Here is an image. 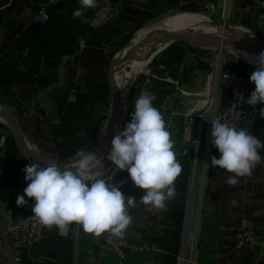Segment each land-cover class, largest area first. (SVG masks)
<instances>
[{
    "label": "crops",
    "instance_id": "1",
    "mask_svg": "<svg viewBox=\"0 0 264 264\" xmlns=\"http://www.w3.org/2000/svg\"><path fill=\"white\" fill-rule=\"evenodd\" d=\"M101 1L103 0H97V5ZM202 1L147 0L145 5H139L129 0H115L116 9L109 23L124 32L126 29L132 30L140 25L142 27L148 22V20H143L142 14H158L165 9L179 7L183 4L199 5ZM236 3L238 5L236 13L239 15L236 17L237 22L250 25L249 27L258 24L257 28L264 29V0H236ZM42 6L46 7L45 20L38 17ZM80 7L79 0H0V99L16 116L31 148L39 155L48 158L74 155L77 151L75 146L92 128L88 122L96 119L98 121L104 113L102 102L106 99H98L93 106H88V101H85L82 109L72 115L76 120L75 123L72 121V125L77 126L78 129L72 134L65 133L61 117L65 115L66 106L62 108V111L58 110L57 98H55L63 96L67 89L70 92L72 88L75 89V96L77 93L91 95V92L93 94L104 92V89L100 87L89 89L88 82L91 78H103L101 81L104 83L103 87L106 84L110 54L107 46L104 48L87 47L84 38L79 36L77 48L72 53H59L58 44L61 35L66 32L75 35L78 29L85 26L86 18L92 14L94 9H83L81 17L73 18V12ZM251 16H253L252 20L248 21L247 17ZM46 23L50 26L51 34L45 39L40 29L41 25ZM210 54L211 50L189 51L186 49L183 62L177 68H166L162 64L152 67L150 62L149 75L145 78V82L149 83L152 79L167 82L173 85L174 93L176 84L164 80V78H170L177 81L178 87L189 91L193 88L187 87L186 79L188 77L197 78L199 69L192 68L186 73L183 67L190 68L196 60L207 63ZM169 71H172L171 73L175 76H171ZM38 79L46 83L50 82L42 87L32 82ZM142 83L140 82L139 85L147 84ZM140 94L135 95V100ZM171 95L165 98L160 107V112L167 116L166 126L169 124L171 126L174 119L179 118L178 116L185 110L184 105L182 112L172 111V99L167 100ZM202 96L205 97V95ZM185 101L182 99L183 104ZM74 102L66 100L65 105ZM134 104L135 102L131 100L132 113ZM165 104L166 107L163 109ZM130 121L131 117L127 118V123ZM85 129L88 131L86 132ZM169 131L173 136V129ZM0 132L3 134L0 138V158H2L8 147L4 142V135H7L4 133L5 130L0 128ZM255 136L264 143L260 136ZM193 149L194 147L188 146V155L181 156L191 155L188 164L189 176ZM258 151L264 158V148ZM211 156L220 158L219 151L213 145H211ZM210 157L195 264H264V247L261 251L246 248L238 252L234 250L231 240V227L241 217L249 218L255 225L258 236L264 240V159L255 167L250 176L238 178L239 183L231 186L226 181L233 174L218 166L213 167ZM202 160L200 154V163ZM200 170L201 166L198 175H201ZM119 177L120 175L116 179ZM19 182L14 185V189L7 196L13 198L20 193ZM197 183H199L198 178ZM4 189L2 187V191ZM133 192L127 195L135 197L136 203L132 206V224L126 230V235L131 242L148 241L151 235L152 237L157 235L164 227V222L160 218L163 210L142 203L140 200L143 195L142 191ZM25 197L27 201L29 198L26 195ZM233 201H236L235 205ZM0 204L10 209L15 216L22 209V206L10 204L2 198H0ZM181 237L182 229L180 244ZM164 253L165 251L159 248L150 252L128 250L127 255L119 259L103 248L101 235L86 233L81 225L73 223L64 231L55 226L47 228L40 243L23 251L19 258L12 257L10 261L0 264H165ZM177 259L179 261V254Z\"/></svg>",
    "mask_w": 264,
    "mask_h": 264
},
{
    "label": "clouds",
    "instance_id": "2",
    "mask_svg": "<svg viewBox=\"0 0 264 264\" xmlns=\"http://www.w3.org/2000/svg\"><path fill=\"white\" fill-rule=\"evenodd\" d=\"M80 8L73 18L81 17L83 9L95 8L97 0H79ZM255 90L246 100L249 105L264 104V53L257 57V68L250 76ZM154 93L143 90L135 100L131 121L111 141L107 160L115 167L112 176L127 171L134 186L143 191L140 200L153 208L167 210V202L175 199V181L183 171L174 150L175 141L162 113L153 106ZM264 118V108L260 109ZM212 145L220 158L211 156V165L226 170L227 183L236 186L240 177L250 176L262 162L259 149L264 148L256 136L237 129L220 118L211 121ZM199 141H196V145ZM73 159L63 165L51 161L47 165H26L28 186L17 197V205L26 204L24 196L34 199L33 216L47 228L64 231L75 223L86 233L100 236L106 231L123 237L132 224L128 209L136 198L127 196L97 175L102 158L85 149L77 150ZM235 205L236 201L232 202Z\"/></svg>",
    "mask_w": 264,
    "mask_h": 264
},
{
    "label": "water",
    "instance_id": "3",
    "mask_svg": "<svg viewBox=\"0 0 264 264\" xmlns=\"http://www.w3.org/2000/svg\"><path fill=\"white\" fill-rule=\"evenodd\" d=\"M205 3L203 0L197 12L202 14L205 12ZM231 0H223V7L221 13V21L209 19V21H199L193 23L182 29H172L161 27L139 33L140 28L130 37L118 50L114 52L107 64V80L109 87V103L107 110V117L105 119V132L102 139L88 150L92 153H98L103 148L105 154L109 153L111 149V141L115 135L123 131L126 126V104L131 83L125 88L117 82V76L120 75L121 66L124 58L132 51H135L142 45H146V50L140 54L142 58L148 59L146 65L162 50L170 44L182 42L189 47L199 50H216V59L213 70L211 95L208 107L202 112L197 121L196 137L200 138L203 130V125L208 122L205 140H204V155L202 165L200 163V145H195L193 149L191 170L188 184V194L185 205L184 220L182 223V237L179 252L178 264H195L196 252L198 247V238L200 230V221L203 208L204 190L206 175L211 151V121L214 118L216 107L218 104L220 92V73L223 65V56L225 51L241 52L260 55L264 53V37L256 32L247 29L241 25L227 24ZM213 29L209 31L208 29ZM163 48L151 54V51L157 46ZM0 100V122L3 123L9 130L15 148L21 158L28 164L40 163L47 165L51 161H56L63 165L71 162L74 158L72 156L62 158H48L36 153L30 146L24 132L14 115ZM171 109L175 112H182L184 104L182 98L177 96L172 99ZM104 146V147H103ZM201 166V178L197 183V175ZM115 166L110 162L107 163L97 173L99 178H102L106 173L113 170ZM198 184V185H197ZM198 187V189H197ZM197 195L194 200V195ZM192 224L191 223V216ZM192 231V242L188 246V233Z\"/></svg>",
    "mask_w": 264,
    "mask_h": 264
},
{
    "label": "built area",
    "instance_id": "4",
    "mask_svg": "<svg viewBox=\"0 0 264 264\" xmlns=\"http://www.w3.org/2000/svg\"><path fill=\"white\" fill-rule=\"evenodd\" d=\"M129 1L139 5L147 3V0ZM205 1V10L212 14L216 8L217 0ZM115 5L116 3L113 0L101 1L94 8L92 14L86 18V25L90 29L96 30L112 21L116 9ZM45 10L46 7L42 6L38 13V17L43 20L46 19ZM212 52L217 53L216 50H211ZM215 59L216 54L213 59L214 65ZM208 60H211V57ZM256 68L257 65L250 64L244 60L240 64L222 67L220 85L227 91L229 99L225 103L217 104L214 118H220L221 122L228 123L237 129L243 128L250 134L258 135L264 140V118L260 116V109L264 108V104L258 103L252 106L246 103V100L250 98L251 92L255 90V84L250 82V76ZM164 80L176 84V91L167 100L177 96L186 100L184 102L185 110L180 114L184 123L181 141L184 147H174L177 156H185L188 154V146L194 147L196 141H199L198 145L201 146L202 144L201 137H196V127L199 116L208 106L198 115L190 113L192 108L188 109L186 106L188 104L187 99L192 96V93L182 87H178L177 81H173L170 78H164ZM74 100L75 89L72 88L67 96V101L71 102ZM165 107L166 104L163 109ZM119 175L120 177L116 179ZM102 178L115 186H121L120 190L125 184H133L126 170L119 171L114 176H112L111 170ZM34 203V199L29 198L26 204L22 206L21 212L16 216L13 215L10 209L0 204V263L10 261L12 257L19 258L23 251L29 250L44 238L47 227L40 224L37 218L33 216L32 207ZM131 210L132 208L130 207L128 209L130 215ZM101 237L103 248L112 252L119 259H123L127 255L128 250L150 252L156 249L147 241L137 243L129 241L126 231L123 237L115 236L110 231L102 233ZM231 240L234 250L238 252L246 248H254L261 251L264 247V240L258 236L255 225L247 217H241L231 227Z\"/></svg>",
    "mask_w": 264,
    "mask_h": 264
},
{
    "label": "trees",
    "instance_id": "5",
    "mask_svg": "<svg viewBox=\"0 0 264 264\" xmlns=\"http://www.w3.org/2000/svg\"><path fill=\"white\" fill-rule=\"evenodd\" d=\"M115 1V0H113ZM177 8V7H175ZM178 8L186 9L182 11H191L193 8L190 6H186L185 4L179 6ZM94 10V9H93ZM192 12V11H191ZM157 14H151V13H145L142 14L143 20H152ZM109 23V22H108ZM104 24L103 26L99 27L96 30L90 29L86 24L84 27H82L80 30L76 31L75 35H71L70 33H64L60 37V41L58 44L59 53L60 54H70L72 51L77 48V39L79 36L84 38L85 45L90 48H104L105 46H111L112 52L114 53L116 50H118L124 43L120 42L117 44L115 40L121 34L123 33L121 29H119L117 26L109 24ZM139 27H136L133 29V31H136L139 29ZM50 26L48 23L41 25V31L42 35L45 36V39L48 35L51 34L50 32ZM81 32V33H80ZM80 33V34H79ZM259 34V33H257ZM260 36H263V34H259ZM123 43V44H122ZM188 49L189 51H203L199 49H195L192 47H189L188 45L177 42L170 44L168 47H166L164 50H162L160 53H158L151 61L150 66L156 67L158 64H162L166 68H177L178 65L182 64L184 52ZM111 58V54H109V59ZM195 68L199 70H207L208 66L207 63L201 60H196V63L188 67H183L184 72L188 73L190 69ZM172 71H169L168 73L171 74V76H175V74L171 73ZM99 76V75H98ZM91 81L88 82L89 89L92 88H103L104 92H101V94H93L91 92V95H82L81 93L75 96V102L74 103H67L65 105V102L67 100V96L69 93V89L66 90V93L63 96H56L57 98V104H58V110L62 111V108L65 107V112L61 117V123L64 129V132L72 134L74 133L78 127H74L72 125V121L75 123L74 117L72 115L75 114V112H79L83 105L85 104V101H88V106H93L98 99H107V95H109V87H108V80H106V84L103 87V78L102 79H94L91 78ZM33 83H38L40 86L47 85L46 82L42 81L41 79L32 81ZM4 83V82H3ZM143 90H147L151 93H154L156 96V100L153 101V106L156 107L160 111V107L165 100V98L169 95H171L174 91L173 85L158 80V79H152L151 82L145 84V85H139L136 89L137 93H141ZM135 89L131 87L129 91V105H128V111L127 115L128 118L131 117L132 112L130 109V103L132 100V96ZM103 93H105L103 95ZM229 99V95L227 91L222 88L219 93L218 103H225ZM103 109L107 106V101L102 102ZM69 114H71L69 116ZM67 115V116H66ZM104 121V117L101 116L98 121L95 123V126L93 129L88 131V129H85L88 133L87 138H83L82 141H79L78 145L75 146V150H79L82 148L88 141L89 133L90 135L94 132L98 124L101 123L99 129L101 128ZM77 124V123H76ZM0 128L4 130H8V128L0 122ZM181 135V132H180ZM3 136V134L0 132V138ZM181 137V136H180ZM179 137V138H180ZM5 138V145L8 147V150L5 151L4 156L0 158V198H2L5 202H8L13 205H17V197L20 195H24V189L28 186V183L25 180V172L23 169L26 165H28L19 155L18 151L15 148L12 136L10 132L7 135H4ZM178 138V137H177ZM202 138V137H201ZM184 147V146H183ZM178 161L181 163L183 171L180 174V176L175 181V188H176V196L175 199L170 200L167 202V210H163L160 218L164 222L163 229L155 236L149 238L147 241L149 244L153 245L155 248H159L165 251L163 255L164 263L165 264H178V250L180 245V235H181V229H182V218H183V210H184V193L187 188L188 183V164L191 159V155L188 157H181L177 156ZM187 165V166H186ZM22 180L19 182L18 180ZM18 184V188L20 190V193L16 195V197L10 198V196H7L13 189L14 185ZM2 187L5 189L2 191ZM133 191H142L141 189H138L132 184H126L122 186V193L125 195H131L134 193ZM143 192V191H142ZM24 198H26L24 196ZM9 199V200H8ZM46 232V231H45ZM42 241V240H41ZM40 241V242H41ZM38 242V243H40Z\"/></svg>",
    "mask_w": 264,
    "mask_h": 264
},
{
    "label": "rangeland",
    "instance_id": "6",
    "mask_svg": "<svg viewBox=\"0 0 264 264\" xmlns=\"http://www.w3.org/2000/svg\"><path fill=\"white\" fill-rule=\"evenodd\" d=\"M185 5L192 7L193 8L191 10L192 12L189 11V10L188 11H182V10H186V9H182V8H178V7L177 8H168V9H165L164 11L158 13L152 20H150V21L146 22L144 25H142V27L143 28L148 27L156 19L159 20L160 17L164 18V17L172 16L175 13H178V12L179 13L180 12L195 13V12H197V9L200 7V4L199 5L185 4ZM237 6L238 5L236 3V0H232L231 1V6H230L231 8L229 10L227 24H229V25H241V26H243V27H245L247 29L252 30L253 32H256V33L264 35V29L262 30L260 28H257L258 24H254L252 27H249L250 25H244V24H241V23L236 21V17L239 16L236 13V10L238 8ZM222 7H223V0H217L216 8L214 9L213 13L209 14V12L207 10H205V12H203L202 15L205 16V17H208L211 20H215V21H219L220 22L221 21ZM247 18H248V21H249V20H252L253 16L247 17ZM142 27H140V28H142ZM136 31H133V29L132 30L131 29L130 30L126 29L121 34V36H119L117 38V40H115V42H117V44L120 43V42L125 43L130 37H132V35ZM111 46L112 45L107 46V48L109 49V53L112 56L114 53L112 52ZM215 54H216V52H212L210 55H208L209 59L211 57V60H208V62H207L208 69L206 71L205 70H198L197 71V73H198L197 78L188 77L186 79L187 87L190 88V89L193 88V89L189 90L190 93H192V96H189V98L187 99V102H188L187 108L188 109L192 108V111L190 113H192L194 115L200 114L209 105V99H210V95H211L212 78H213V76H212L213 75V71L212 70H214L213 69L214 68L213 59L215 58ZM242 60H244V59H242V57H240L238 54H234L233 51L232 52L231 51H225L224 52V56H223V66L222 67L225 68V67H229L231 65L240 64L242 62ZM149 63L145 66V68L142 71L138 72L135 75V77L133 78V80L131 81L130 88L132 87V88L135 89V91L133 93V96H132V98H133L132 101L133 102H135V98H136L135 95L138 94L136 92V89H137L139 83L140 82H143L144 84L147 83V82H145V78H147V76L149 75V73H148L149 72V68H148L149 67ZM151 81L152 80H150V82ZM221 89H222V87H220V91H221ZM202 95H205V97L202 96ZM128 99H129V94H128ZM106 101H107V106L105 107V109L103 111L104 113L102 115L104 118H105V116L107 114V110H108L109 95H107ZM3 105H5V104H3ZM126 105H127L126 106V124H127V118H128L127 111H128V105H129L128 100H127V104ZM162 115H163V117H164V119L166 121V125H167V122H168L167 121V116H165L164 114H162ZM178 117L179 118H175L174 119V123L171 126L169 124V126H167V128L169 130L173 129L174 134L172 136V139L175 141V146L181 147V146H183L181 141H182V133H183V129H184V123H183L182 117L181 116H178ZM96 121H97V119L95 121L93 120V121H89L88 122V125L90 127H92L91 130L95 126V122ZM92 122H94V123H92ZM100 125H101V123L98 124V126L96 127V129L94 130V132L91 135L89 133L88 141L84 145L83 149L86 150V149H89L92 146H94L96 135L101 130V128L99 129ZM207 125H208V122H205L204 125H203V133H202L203 140H202L201 151H200L201 160H202V156H203V153H204V140H205V133H206ZM180 132H181V135H180ZM4 133L8 134L9 132L5 130ZM85 138H87V135L85 136ZM201 164H202V161H201ZM188 175H189V173H188ZM200 177H201V175L199 174L198 177H197L198 178V182L200 181ZM187 188H188V185H187ZM187 188H186V191L184 193V210H183L182 223H183L184 214H185V203H186V196H187ZM196 196L197 195L195 194L194 195V200H195ZM131 213H132V210H131ZM192 217H193V215L191 216L190 227H191L192 220H193ZM191 242H192V231L190 230L189 233H188V243H187L188 246L191 245ZM179 248H180V245H179ZM178 254H179V250H178Z\"/></svg>",
    "mask_w": 264,
    "mask_h": 264
},
{
    "label": "bare ground",
    "instance_id": "7",
    "mask_svg": "<svg viewBox=\"0 0 264 264\" xmlns=\"http://www.w3.org/2000/svg\"><path fill=\"white\" fill-rule=\"evenodd\" d=\"M199 21H209L208 17L203 16L202 14L199 13H186V12H178L175 13L172 16L164 17V18H159V20L153 22L150 24V26L145 27V28H140L139 33H144L145 31H149L152 29H157L161 27H166V28H172V29H182L185 28L189 25H192L193 23H197ZM209 31H213V29H208ZM147 46L142 45L135 51L130 52L123 60L122 66H121V71L120 75L117 76V82L121 86V88H125L128 86V84L131 83L135 75L142 71L148 59L150 58H142L140 57V54L143 53L144 49L146 50ZM162 46H157L151 51V54L154 52H157L158 50L162 49ZM232 52V51H231ZM234 54H238L242 59H244L246 62L257 65V57L258 55L247 53L245 51L241 52H234ZM213 76V75H212ZM210 83V82H209ZM107 115L104 118L103 124L101 126V130L97 133L96 139H95V144L94 146L102 139L104 132H105V119ZM92 146V147H94ZM104 147V146H103ZM104 149V148H103ZM103 149L95 153L98 158H102V163L98 169L96 170L97 173L101 170L102 167H104L107 163H110V161L107 160V154L103 152Z\"/></svg>",
    "mask_w": 264,
    "mask_h": 264
}]
</instances>
